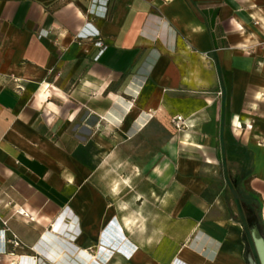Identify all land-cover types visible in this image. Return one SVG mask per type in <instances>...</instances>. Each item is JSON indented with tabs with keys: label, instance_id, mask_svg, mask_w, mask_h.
<instances>
[{
	"label": "crops",
	"instance_id": "crops-1",
	"mask_svg": "<svg viewBox=\"0 0 264 264\" xmlns=\"http://www.w3.org/2000/svg\"><path fill=\"white\" fill-rule=\"evenodd\" d=\"M252 195L264 0H0V264H245Z\"/></svg>",
	"mask_w": 264,
	"mask_h": 264
},
{
	"label": "rangeland",
	"instance_id": "rangeland-1",
	"mask_svg": "<svg viewBox=\"0 0 264 264\" xmlns=\"http://www.w3.org/2000/svg\"><path fill=\"white\" fill-rule=\"evenodd\" d=\"M177 124V120H175L174 122V128L178 131L181 130L182 127L178 128L176 127ZM107 149H111V148H107ZM242 209L243 211H241V217L242 220H239L241 223V227H242V232H243V246H244V256H245V264H247L246 261V255L248 252H250L253 255V258L255 260V262L258 263V259L256 257L255 254V249H254V245L253 242L251 241V236H250V230L252 229V227H254L255 223H259L258 224V233L260 236L263 237L264 239V221L262 220L263 216H262V207H260L258 209V207L254 204L251 203V206L248 207L246 205H242Z\"/></svg>",
	"mask_w": 264,
	"mask_h": 264
},
{
	"label": "water",
	"instance_id": "water-1",
	"mask_svg": "<svg viewBox=\"0 0 264 264\" xmlns=\"http://www.w3.org/2000/svg\"><path fill=\"white\" fill-rule=\"evenodd\" d=\"M250 236L254 245L258 263L255 262L253 255L248 252L246 255L247 264H264V239L262 236L259 235L255 226L252 227V229L250 230Z\"/></svg>",
	"mask_w": 264,
	"mask_h": 264
},
{
	"label": "built area",
	"instance_id": "built-area-1",
	"mask_svg": "<svg viewBox=\"0 0 264 264\" xmlns=\"http://www.w3.org/2000/svg\"><path fill=\"white\" fill-rule=\"evenodd\" d=\"M82 38H98L99 37V33L97 31H93V32H86L84 34H81L80 35ZM97 43L99 46L102 47V42L100 40H97ZM177 120V124H176V127L180 128L182 127L183 123L181 121V118L178 117L176 118ZM30 218V217H29ZM5 224V222H3ZM1 231V236H0V253H4L6 252V249H5V244L8 240H6L5 238V235H4V229L0 230ZM11 243L15 246L19 245V241L18 239L16 238V236L13 234V239L11 240Z\"/></svg>",
	"mask_w": 264,
	"mask_h": 264
},
{
	"label": "trees",
	"instance_id": "trees-1",
	"mask_svg": "<svg viewBox=\"0 0 264 264\" xmlns=\"http://www.w3.org/2000/svg\"><path fill=\"white\" fill-rule=\"evenodd\" d=\"M252 198H253V201H254V203H255V205L258 207V209L260 208V202H259V200L256 198V197H254L253 195H252Z\"/></svg>",
	"mask_w": 264,
	"mask_h": 264
},
{
	"label": "flooded vegetation",
	"instance_id": "flooded-vegetation-1",
	"mask_svg": "<svg viewBox=\"0 0 264 264\" xmlns=\"http://www.w3.org/2000/svg\"><path fill=\"white\" fill-rule=\"evenodd\" d=\"M258 224H259L258 222L254 224V226H255V228L257 229V231L259 230V229H258ZM251 241H252V240H251Z\"/></svg>",
	"mask_w": 264,
	"mask_h": 264
}]
</instances>
